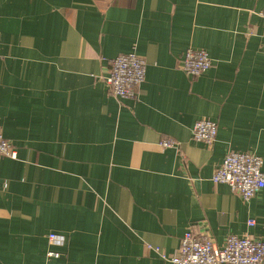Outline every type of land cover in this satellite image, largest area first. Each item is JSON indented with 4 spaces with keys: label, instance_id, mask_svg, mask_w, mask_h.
Wrapping results in <instances>:
<instances>
[{
    "label": "crops",
    "instance_id": "0c3cea01",
    "mask_svg": "<svg viewBox=\"0 0 264 264\" xmlns=\"http://www.w3.org/2000/svg\"><path fill=\"white\" fill-rule=\"evenodd\" d=\"M261 13L264 0H0V132L16 155L0 163V264H171L148 246L174 256L190 229L217 247L264 241V189L244 202L212 182L229 151L264 162ZM190 48L212 60L197 78L180 68ZM125 54L147 66L136 100L106 81ZM200 120L217 124L213 146L193 139Z\"/></svg>",
    "mask_w": 264,
    "mask_h": 264
},
{
    "label": "built area",
    "instance_id": "2783aa9c",
    "mask_svg": "<svg viewBox=\"0 0 264 264\" xmlns=\"http://www.w3.org/2000/svg\"><path fill=\"white\" fill-rule=\"evenodd\" d=\"M260 16L264 19V13ZM212 60L205 51L188 49L185 53L181 70L190 78H197L209 71ZM147 66L144 59L136 54H125L111 60L106 78L113 98L136 100L139 89L146 81ZM218 127L210 120L197 121L192 130L193 139L199 143L213 146L217 140ZM164 149H179L171 140L161 142ZM11 144L0 132V163L4 158H15ZM263 160L251 152L229 151L222 165L214 172L212 182L215 185H227L231 191L248 202L264 189ZM255 221L248 223L253 227ZM49 242L54 246H63L64 237L49 235ZM163 260L171 264H264V241L252 238L231 236L222 247H217L211 234H196L191 229L181 239L178 253L167 257L158 248L148 246Z\"/></svg>",
    "mask_w": 264,
    "mask_h": 264
}]
</instances>
